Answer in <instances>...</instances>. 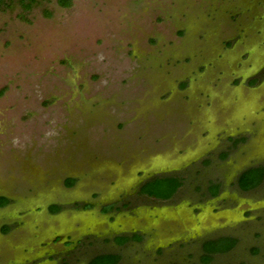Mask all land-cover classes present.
I'll return each instance as SVG.
<instances>
[{
    "label": "rangeland",
    "instance_id": "obj_1",
    "mask_svg": "<svg viewBox=\"0 0 264 264\" xmlns=\"http://www.w3.org/2000/svg\"><path fill=\"white\" fill-rule=\"evenodd\" d=\"M25 3L0 6V196L14 200L0 208L12 229L0 264L103 252L119 264H264V181L236 185L264 167V0ZM231 134L248 141L231 147ZM155 176L183 184L167 201L126 198L134 212L113 222L100 214ZM132 228L141 241L105 242ZM224 234L237 247L203 263L205 238Z\"/></svg>",
    "mask_w": 264,
    "mask_h": 264
},
{
    "label": "trees",
    "instance_id": "obj_2",
    "mask_svg": "<svg viewBox=\"0 0 264 264\" xmlns=\"http://www.w3.org/2000/svg\"><path fill=\"white\" fill-rule=\"evenodd\" d=\"M24 8H29L30 5L25 3V0H18ZM58 4L61 6H69L70 0H57ZM4 3V0H0V6ZM184 86V83L181 84ZM235 144V143H234ZM227 155L226 152L221 153L220 157L225 158ZM206 162V161H205ZM207 163V162H206ZM264 177V167L255 166L250 167L243 171L238 178V186L242 190L253 189L260 184ZM74 179L67 180V185L73 184ZM183 180L180 176H157L151 180L146 181L140 187L139 193L145 194L149 197H152L156 200H166L173 196V194L182 186ZM219 185L211 184L209 187V193L214 196L218 193ZM8 202V199L5 197H0V205H5ZM59 209L58 205H51L49 210L55 212ZM109 207H105L104 210H108ZM6 231V227L3 229ZM135 239H140V236L135 235ZM125 237L117 238L118 243L125 242ZM236 239L233 237H220L213 240H208L203 243V256L202 261L208 263L212 259L213 254L224 253L230 250ZM120 256L113 253L100 254L93 257L89 264H116Z\"/></svg>",
    "mask_w": 264,
    "mask_h": 264
},
{
    "label": "flooded vegetation",
    "instance_id": "obj_3",
    "mask_svg": "<svg viewBox=\"0 0 264 264\" xmlns=\"http://www.w3.org/2000/svg\"><path fill=\"white\" fill-rule=\"evenodd\" d=\"M256 82V81H255ZM227 140L229 141V143H230V145H231V147H237V146H239L240 144H244V143H246L247 141H248V139L246 138V137H244L243 135H236V136H234V135H228L227 136ZM235 143V144H234ZM188 166V165H187ZM258 166H262V165H258ZM183 167H185V165H182L181 167H180V169L179 170H181ZM250 167H255V165H251V166H249V167H246V169H248V168H250ZM246 169H244L243 171H245ZM178 170H176L175 172H177ZM243 171H241L240 173H239V175L243 172ZM239 175L237 176V179H236V185L238 186V178H239ZM155 177H157V176H155ZM154 177H152V178H148V179H146L144 182H142V183H140L139 184V186L137 187L138 189H136V187L135 188H132L131 189V191L130 192H124L123 194H126V197H125V199H122V198H124V197H120V198H117V199H113V200H110V201H108V202H106V203H100V214H102V215H106V216H110L111 217V219L109 220L110 222H113L114 220H115V218H117V216H119L120 214H122L124 211H125V209H128L129 208V210H131L132 211V213L134 212L133 211V209H134V205H132V202H131V200H128V199H126V198H128V197H133L134 195H138V196H144V197H147V198H152V197H149V196H147V195H145V194H140L139 193V190H140V187H141V185L143 184V183H145L146 181H148V180H151V179H153ZM264 181V177H263V179H262V181L260 182V184L259 185H261V183ZM211 184H215V183H213V182H210V184L208 185V187H207V191H208V194L211 196V198H216V197H218L219 196V194H220V192H221V187H220V185H219V187H220V189L218 190V193L216 194V195H214V196H212L210 193H209V187H210V185ZM258 185V186H259ZM258 186H256L255 188H253V189H256ZM238 188H239V186H238ZM135 189V190H134ZM240 189V188H239ZM253 189H249V190H242V189H240L241 191H251V190H253ZM179 190V189H178ZM178 190L176 191V192H178ZM135 191V192H134ZM176 192L173 194V196L176 194ZM128 195V196H127ZM123 196V195H122ZM172 196V197H173ZM0 197H5V198H7L8 199V202H6V204L5 205H0V208H5L6 206H8L9 204H11L14 200L12 199V198H10V197H8V196H0ZM171 197V198H172ZM171 198H169V199H171ZM152 199H154V198H152ZM169 199H166V200H156V199H154V200H156V201H167V200H169ZM94 203V202H93ZM53 205H58L59 206V209L57 210V211H55V212H51L50 211V215H57L59 212H61L62 211V206H61V204H58V203H56V204H53ZM95 206H96V204H95ZM94 207V205H92V204H84V206H83V210H89V209H91V208H93ZM105 207H109V209L108 210H104V208ZM50 208V207H49ZM7 225V224H6ZM6 227V231H3V229ZM12 231V229L10 228V226H3V227H1V229H0V232L1 233H3V234H8V233H10ZM141 233H144V232H142L141 230H137V231H135V229H126V230H123V231H112V234H111V238H108L107 240H105V242H107V243H112L114 246H117V247H120V246H123V245H126V244H128V243H131V242H133V241H141L142 240V235H141ZM135 235H138V236H140V239H135L134 238V236ZM233 237V238H235L236 239V243L234 244V246L230 249V250H228L227 252H224V253H218L219 255L220 254H226V253H228V252H232L236 247H237V245H238V240H237V238L235 237V236H233L232 234H224V235H219V236H215V237H208V238H205V240L203 241V243L205 242V241H208V240H213V239H217V238H220V237ZM60 236H58V237H56L55 238V242H57L58 241V238H59ZM120 237H125L126 238V240H125V242H123V243H118L116 240H117V238H120ZM85 242V241H84ZM69 244L68 245H77L78 243H75V242H68ZM203 243H202V247H203ZM72 250H74V247L73 248H71ZM105 253H110V252H103V253H98V254H95V255H93V256H87V261H86V264H89V262H90V260L93 258V257H95V256H97V255H100V254H105ZM113 254H115V253H113ZM117 254V253H116ZM117 255H119V254H117ZM217 254H213L212 255V259H213V257H215ZM120 256V255H119ZM120 258H121V256H120ZM120 258H119V260H118V262L116 263V264H119L120 263ZM211 259V260H212ZM52 260V259H51ZM68 262V254L66 255V256H64V258L61 260V262L59 263H57V264H66V263Z\"/></svg>",
    "mask_w": 264,
    "mask_h": 264
},
{
    "label": "crops",
    "instance_id": "obj_4",
    "mask_svg": "<svg viewBox=\"0 0 264 264\" xmlns=\"http://www.w3.org/2000/svg\"><path fill=\"white\" fill-rule=\"evenodd\" d=\"M202 250H203V248H202ZM203 254H204V252L201 254V258H202V256H203ZM201 261H202V259H201ZM203 262V261H202ZM204 263V262H203ZM209 263V262H208Z\"/></svg>",
    "mask_w": 264,
    "mask_h": 264
}]
</instances>
